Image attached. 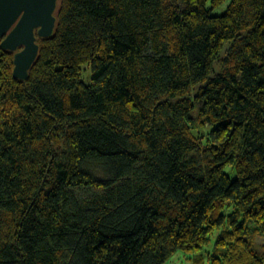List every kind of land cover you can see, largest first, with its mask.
Wrapping results in <instances>:
<instances>
[{"label":"trees","instance_id":"16d2710c","mask_svg":"<svg viewBox=\"0 0 264 264\" xmlns=\"http://www.w3.org/2000/svg\"><path fill=\"white\" fill-rule=\"evenodd\" d=\"M225 1L58 0L25 80L0 47V264H264V0Z\"/></svg>","mask_w":264,"mask_h":264},{"label":"water","instance_id":"95a60500","mask_svg":"<svg viewBox=\"0 0 264 264\" xmlns=\"http://www.w3.org/2000/svg\"><path fill=\"white\" fill-rule=\"evenodd\" d=\"M58 0H0V47L14 52L12 75L28 77L35 62L38 37L47 38L56 24Z\"/></svg>","mask_w":264,"mask_h":264},{"label":"rangeland","instance_id":"374dc122","mask_svg":"<svg viewBox=\"0 0 264 264\" xmlns=\"http://www.w3.org/2000/svg\"><path fill=\"white\" fill-rule=\"evenodd\" d=\"M230 0H226L221 6L216 8L213 13L220 14L224 12L229 4ZM224 52V51H223ZM223 55V53H222ZM216 69H218V65L216 64ZM81 78L85 83H90L91 80V72L88 65H84L81 67ZM200 132L204 133V130ZM226 172L233 178L235 176L234 170L230 168V166L226 167ZM216 239V235L211 237V242L205 245L196 253H189L185 254L181 251L175 253L171 259L166 264H208L209 263V256L212 254L217 253L214 241ZM258 242L262 243L263 239L258 238Z\"/></svg>","mask_w":264,"mask_h":264}]
</instances>
